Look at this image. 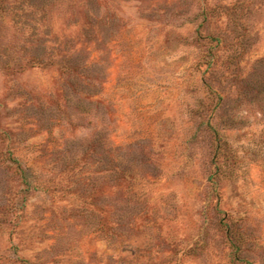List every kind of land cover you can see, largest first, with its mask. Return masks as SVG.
Instances as JSON below:
<instances>
[{
	"label": "rangeland",
	"instance_id": "obj_1",
	"mask_svg": "<svg viewBox=\"0 0 264 264\" xmlns=\"http://www.w3.org/2000/svg\"><path fill=\"white\" fill-rule=\"evenodd\" d=\"M0 264H264V0H0Z\"/></svg>",
	"mask_w": 264,
	"mask_h": 264
}]
</instances>
